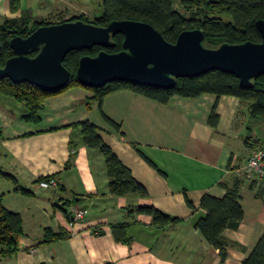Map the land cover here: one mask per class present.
Returning a JSON list of instances; mask_svg holds the SVG:
<instances>
[{"label": "crops", "instance_id": "0c3cea01", "mask_svg": "<svg viewBox=\"0 0 264 264\" xmlns=\"http://www.w3.org/2000/svg\"><path fill=\"white\" fill-rule=\"evenodd\" d=\"M93 98L94 92L82 86L48 96L39 123L24 122L9 108H0V169L17 180L0 178V195L7 209L21 215L23 226L18 251L0 264H241L264 233V193L238 173L255 143L264 138L250 133L254 117L248 103L205 94L174 96L161 104L122 89L107 94L100 109ZM214 104L216 128L209 124ZM102 112L120 124L121 131L111 127ZM85 121L98 127L105 143L147 189L146 198L110 194L104 156L84 144L78 125ZM47 178L56 179L58 190L38 185ZM235 183L244 217L237 229L222 233L227 250L222 262L195 223L205 214L199 207L203 195L222 198ZM18 186L32 195L15 191ZM143 205L180 221L155 226L150 215L137 211ZM72 206L85 211L76 223ZM123 224L126 233L118 230L117 240L113 227ZM47 228L64 237L45 242Z\"/></svg>", "mask_w": 264, "mask_h": 264}, {"label": "trees", "instance_id": "16d2710c", "mask_svg": "<svg viewBox=\"0 0 264 264\" xmlns=\"http://www.w3.org/2000/svg\"><path fill=\"white\" fill-rule=\"evenodd\" d=\"M20 0H10V10L17 13L21 7ZM182 10L174 7L173 0H102L101 14L94 17L91 23L98 26H106L111 21L137 20L151 24L164 38L175 43L178 35L185 30H203L207 47H218L222 43L238 44L246 41L260 42L261 35L256 27V21L264 20V0H179ZM82 20L90 23L85 15L76 16L70 21ZM34 21L32 30L29 25ZM42 25L33 17L29 10H22L18 17L5 19L0 24V42L2 53L0 66L4 67L7 59L14 56L9 45L14 37H28ZM29 31V32H28ZM114 46L111 48L93 47L90 50L71 51L64 59V66L70 71L71 77L66 89L74 86H82L77 80L76 71L79 59L84 55L95 56L100 51L118 53L123 50V36L113 37ZM36 53L30 56H35ZM252 88L240 87L236 76L221 71H210L198 77L179 78L172 89H159L137 85L129 82H111L100 88H88L94 92V101L99 108L102 107L103 98L118 90H130L153 99L161 104H167L174 96L195 98L205 94L221 96H234L247 102L252 117L264 118V75L253 81ZM84 87V86H82ZM87 88V87H85ZM45 92L28 83L15 84L8 78L0 79V95L14 99L23 104L26 112L21 115V120L27 123H39L40 111L43 109L44 99L48 96L65 91ZM217 104H214L209 115V124L216 128L219 116L216 113ZM105 120L117 131H121V125L109 119L102 112ZM84 144L92 149H97L105 159L106 174L109 179V192L113 196L135 195L141 198L148 196L147 189L132 175L131 170L125 166L112 149L105 143L99 133L98 127L88 121L78 125ZM2 131L0 129V138ZM137 152L153 167L164 174L157 165L151 161L139 148ZM0 178L17 183L16 178L0 169ZM42 180V179H40ZM38 180V181H40ZM224 197L217 198L204 194L199 207L205 211L195 223L206 241L218 249L221 261L227 258L226 242L222 233L225 229H237L244 217L239 192V183L233 187H226ZM15 191L30 196L32 192L16 187ZM186 195V194H185ZM186 203L192 211L196 207L185 196ZM139 213L152 217L153 224L165 227L179 222L173 217L152 205L137 207ZM115 228V229H114ZM127 225L113 227V234L119 240V233H126ZM23 234L22 218L17 212L7 209L3 203V195H0V259L8 258L18 251V240ZM64 237L63 233H54L50 228L45 229V242H54ZM241 264H264V233L258 238L250 253Z\"/></svg>", "mask_w": 264, "mask_h": 264}, {"label": "water", "instance_id": "95a60500", "mask_svg": "<svg viewBox=\"0 0 264 264\" xmlns=\"http://www.w3.org/2000/svg\"><path fill=\"white\" fill-rule=\"evenodd\" d=\"M256 27L261 35L258 43H222L211 48L205 45L201 29L185 30L171 43L151 24L137 20L111 21L106 26L82 20L44 25L26 38L10 39L14 56L0 66V79L28 83L45 92L61 91L71 77L63 64L67 54L96 46L111 48L113 37L122 35V51L102 50L79 59L76 76L82 86L100 88L117 81L168 90L179 78L221 71L236 76L240 87L248 89L264 75V20L256 21ZM2 49L0 42V55Z\"/></svg>", "mask_w": 264, "mask_h": 264}, {"label": "rangeland", "instance_id": "374dc122", "mask_svg": "<svg viewBox=\"0 0 264 264\" xmlns=\"http://www.w3.org/2000/svg\"><path fill=\"white\" fill-rule=\"evenodd\" d=\"M19 4L21 10H29L33 17L42 23L41 26L63 23L80 15H85L91 23L92 19L100 15L102 11V0H20ZM173 4L175 8L182 10L179 0H173ZM8 6L10 7V0H5V2L0 0V24L5 19L18 17L16 13L6 9ZM33 23L34 21L29 25V30L30 28L32 30ZM0 108H9L19 119L26 112L23 104L2 95H0ZM249 127L255 139L261 138L264 135V118L254 117Z\"/></svg>", "mask_w": 264, "mask_h": 264}, {"label": "built area", "instance_id": "2783aa9c", "mask_svg": "<svg viewBox=\"0 0 264 264\" xmlns=\"http://www.w3.org/2000/svg\"><path fill=\"white\" fill-rule=\"evenodd\" d=\"M238 173H241L246 181L258 184L264 193V138L255 143L248 160ZM38 185L41 188L58 190L55 178L40 180ZM70 209L73 223L80 221L85 215V211L80 207L72 206Z\"/></svg>", "mask_w": 264, "mask_h": 264}]
</instances>
